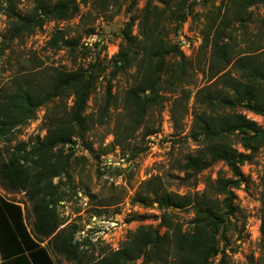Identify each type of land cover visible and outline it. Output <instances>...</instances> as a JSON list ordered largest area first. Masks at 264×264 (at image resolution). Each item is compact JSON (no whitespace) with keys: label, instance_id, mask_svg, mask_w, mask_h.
I'll return each mask as SVG.
<instances>
[{"label":"rangeland","instance_id":"obj_1","mask_svg":"<svg viewBox=\"0 0 264 264\" xmlns=\"http://www.w3.org/2000/svg\"><path fill=\"white\" fill-rule=\"evenodd\" d=\"M40 1L53 5L58 0H0V96L29 81L47 85L57 70L83 66L96 74L86 109L88 129L84 137H73L70 144L55 149L71 154L68 172L54 178V183L60 185L56 208L62 221L60 228H77L75 239L81 241L83 264L117 250L141 226L152 225L165 233L158 202L153 198L145 203L134 201L137 192L148 188L144 182L153 177L164 190L193 199L188 207L168 211L184 232L194 229L200 206L209 205L220 213L223 223L216 240L221 253L212 258L211 264H217L222 254L229 264H264V146L250 139L257 149L241 164L245 179L232 188L234 213L224 205L227 195L220 193L221 181L233 177L228 164L220 160L199 171L188 162V155H196L205 147L203 135L193 137L196 112L219 116L241 113L264 129V111L221 102L222 95L231 93L225 87L229 76H242L235 66L238 58L254 55L264 62V2L77 0L74 13L65 18H47L41 28L10 39L13 19L8 17V7L13 5L15 12L29 15ZM129 22H133L131 34L138 59L118 70L116 57ZM146 34L154 39L151 43L157 40L167 52L160 57L162 68L151 94L154 101L149 115L138 131H130L125 137V128L130 125L126 91L140 82L138 63H142L144 48H149ZM56 35L58 42L54 40ZM182 35L190 44L185 46L188 53L179 44ZM176 44L185 59L173 48ZM209 94L213 103H202ZM71 104L72 97L56 98L9 135L1 136L0 165L21 145L30 146L43 138L51 118L64 113ZM146 128L158 131L145 136ZM244 135L235 131L225 141L238 151L251 153L243 147ZM117 136H122V146L115 143ZM0 196L23 207L25 222L32 230L35 215L27 191L8 189L0 177ZM115 218L119 220L116 234L90 239L96 228L109 225ZM84 238L88 240L85 244ZM49 250L56 264H78L51 247ZM125 264H144V259L141 256Z\"/></svg>","mask_w":264,"mask_h":264},{"label":"trees","instance_id":"obj_2","mask_svg":"<svg viewBox=\"0 0 264 264\" xmlns=\"http://www.w3.org/2000/svg\"><path fill=\"white\" fill-rule=\"evenodd\" d=\"M76 8L77 0H58L53 5L40 1L32 14L23 15L15 12L14 6L10 5L7 14L13 19V24L9 38L14 39L34 28H41L47 18H65L74 13ZM186 17L187 15L182 19L185 20ZM132 23L126 24L123 31V43L115 62L118 70L127 68L133 59H138L135 55L137 48H133ZM146 39L149 41V48H144V58L142 63H138V70L141 71L140 82L126 91L130 125L125 128V137L130 131H138L149 115L154 101L151 94L159 83V71L162 68L160 57L165 56L167 52L157 40L156 43H151L154 40L152 36ZM54 40L58 42L59 37L56 35ZM173 48L182 59L186 58L177 44ZM157 57L159 60H155ZM235 63L237 69L242 71V76H229L225 87H228L231 93L222 95L221 102L230 107L245 105L251 110L263 112L264 62L257 56L243 55ZM95 81L94 71L81 66L75 70L55 71L47 85L29 81L0 96V137L9 135L14 128L33 118L40 107L48 105L54 99L72 97L70 107L64 113L56 114L46 125L43 138L30 146L21 145L0 165V177L4 185L12 191L25 189L29 200L33 202L35 215L33 229L29 230L23 207L0 196V264H56L50 247L54 252L83 264L81 241L75 239L77 228H60L62 221L56 208L60 201V185L54 183V178L68 172L71 154L57 152L55 149L70 144L73 137H84L88 129L86 109ZM109 101L108 94L107 104ZM202 103H213L212 94L207 95ZM172 119L174 122L177 120L174 109ZM157 131L146 128L144 135ZM235 131L245 134L242 144L251 153L238 151L225 141V137ZM192 133L194 138L203 135L205 147L196 155H188L189 166L201 171L216 161L223 160L228 164L233 177L221 181L223 188L220 193L227 195L224 205L229 213H234L232 188L241 185L245 179L241 164L251 159L257 149L250 139L258 146H264V129L261 130L254 121L241 113L219 116L196 112ZM121 139L122 136H117L115 143L122 146ZM145 183L148 188L144 189V192H137L134 201L145 203L153 198L158 202V208L162 212V226L166 227L165 233L162 234L152 225L141 226L120 248L84 264H125L141 256L144 264L151 261L163 264H211L212 258L221 253L216 240L223 223L220 213L209 205L200 206L194 229L184 232L180 223L174 221L172 213L168 211L192 205L191 196L164 190L157 177ZM262 198L264 204V173ZM45 241L46 245H43ZM86 242L88 240L84 238V244ZM217 264H229L225 254L219 257Z\"/></svg>","mask_w":264,"mask_h":264},{"label":"built area","instance_id":"obj_3","mask_svg":"<svg viewBox=\"0 0 264 264\" xmlns=\"http://www.w3.org/2000/svg\"><path fill=\"white\" fill-rule=\"evenodd\" d=\"M179 44L182 48V50L185 53H188V50L185 48V46L189 47L188 39L182 35L181 38H179ZM119 220L118 218H115L111 221H109V225L107 226H99V228H96L97 230H94L92 234H90V239L93 241H96L98 238L102 237L103 239H107V235L109 234H116L118 226H119ZM91 227V226H90ZM95 227V226H92Z\"/></svg>","mask_w":264,"mask_h":264}]
</instances>
